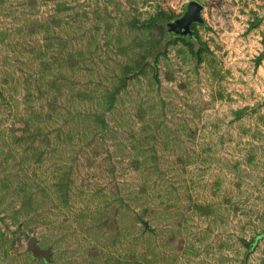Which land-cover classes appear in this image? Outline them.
<instances>
[{
    "label": "rangeland",
    "instance_id": "obj_1",
    "mask_svg": "<svg viewBox=\"0 0 264 264\" xmlns=\"http://www.w3.org/2000/svg\"><path fill=\"white\" fill-rule=\"evenodd\" d=\"M262 102L264 0H0V264H264Z\"/></svg>",
    "mask_w": 264,
    "mask_h": 264
},
{
    "label": "water",
    "instance_id": "obj_2",
    "mask_svg": "<svg viewBox=\"0 0 264 264\" xmlns=\"http://www.w3.org/2000/svg\"><path fill=\"white\" fill-rule=\"evenodd\" d=\"M203 6L197 1H191L188 4V7L184 14L177 19L169 22L167 24V30L169 34L176 36H183L188 38H193L194 30L192 29L193 23H201L203 21L201 12ZM264 107V102L258 104L256 107L251 109V112ZM144 227L153 231V228L150 227L148 221L144 222Z\"/></svg>",
    "mask_w": 264,
    "mask_h": 264
},
{
    "label": "trees",
    "instance_id": "obj_3",
    "mask_svg": "<svg viewBox=\"0 0 264 264\" xmlns=\"http://www.w3.org/2000/svg\"><path fill=\"white\" fill-rule=\"evenodd\" d=\"M162 20L160 19H157V20H154L150 25H160L162 22ZM174 40H183L184 42H186L188 45H190L191 47H194L193 45L195 44L194 40L188 38V37H183V36H176V35H173V34H166L164 39L162 40H159V43H157L156 46H154L151 50V52L145 57V60L142 64L141 67L144 68L145 66V62H146V59L151 56L152 59L153 58H156V56H158L159 53L163 52L165 49H166V44L169 43V42H172ZM263 57V53L258 57V63L261 62V59ZM151 61V60H150ZM149 61V62H150ZM137 69V68H136ZM135 70H132L130 72H128V77H132L133 73H134ZM256 240H254V242L252 244L255 243Z\"/></svg>",
    "mask_w": 264,
    "mask_h": 264
}]
</instances>
